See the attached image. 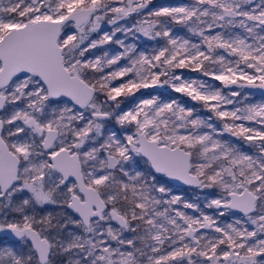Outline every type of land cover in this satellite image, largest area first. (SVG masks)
Listing matches in <instances>:
<instances>
[{"label":"snow or ice","instance_id":"1","mask_svg":"<svg viewBox=\"0 0 264 264\" xmlns=\"http://www.w3.org/2000/svg\"><path fill=\"white\" fill-rule=\"evenodd\" d=\"M0 264H264V0H0Z\"/></svg>","mask_w":264,"mask_h":264},{"label":"rangeland","instance_id":"2","mask_svg":"<svg viewBox=\"0 0 264 264\" xmlns=\"http://www.w3.org/2000/svg\"><path fill=\"white\" fill-rule=\"evenodd\" d=\"M157 3L163 2V0H156ZM170 2H176V0H170ZM257 99H259V97H257ZM185 188H189V187H182L183 189V194L189 198V199H197L200 198L201 194L199 190H194L192 188H189V190L185 189Z\"/></svg>","mask_w":264,"mask_h":264},{"label":"water","instance_id":"3","mask_svg":"<svg viewBox=\"0 0 264 264\" xmlns=\"http://www.w3.org/2000/svg\"><path fill=\"white\" fill-rule=\"evenodd\" d=\"M176 184H179L180 182H175ZM181 187H189V186H186V185H182ZM190 188V187H189Z\"/></svg>","mask_w":264,"mask_h":264},{"label":"trees","instance_id":"4","mask_svg":"<svg viewBox=\"0 0 264 264\" xmlns=\"http://www.w3.org/2000/svg\"><path fill=\"white\" fill-rule=\"evenodd\" d=\"M186 190L188 189L189 190V188H185Z\"/></svg>","mask_w":264,"mask_h":264}]
</instances>
